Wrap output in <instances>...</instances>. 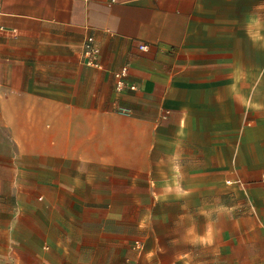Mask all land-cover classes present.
<instances>
[{
    "label": "crops",
    "instance_id": "1",
    "mask_svg": "<svg viewBox=\"0 0 264 264\" xmlns=\"http://www.w3.org/2000/svg\"><path fill=\"white\" fill-rule=\"evenodd\" d=\"M262 8L0 0V264H264Z\"/></svg>",
    "mask_w": 264,
    "mask_h": 264
},
{
    "label": "built area",
    "instance_id": "2",
    "mask_svg": "<svg viewBox=\"0 0 264 264\" xmlns=\"http://www.w3.org/2000/svg\"><path fill=\"white\" fill-rule=\"evenodd\" d=\"M141 51H146V46H140ZM100 55V50L95 43V40L92 36H89L84 43V62L87 66L93 67L98 66V58ZM129 78V67L123 66L118 72L115 74V90L116 92L122 93L126 90H130L132 92L136 91V86L134 84H130L128 81ZM264 177V175H263Z\"/></svg>",
    "mask_w": 264,
    "mask_h": 264
},
{
    "label": "rangeland",
    "instance_id": "3",
    "mask_svg": "<svg viewBox=\"0 0 264 264\" xmlns=\"http://www.w3.org/2000/svg\"><path fill=\"white\" fill-rule=\"evenodd\" d=\"M260 13H261V18L263 19L264 18V8H262ZM262 29H264V27ZM262 45H263V42H262ZM262 61H263V52H262Z\"/></svg>",
    "mask_w": 264,
    "mask_h": 264
}]
</instances>
